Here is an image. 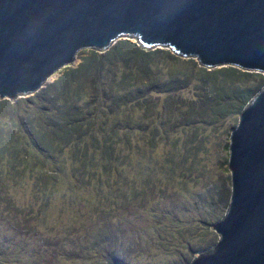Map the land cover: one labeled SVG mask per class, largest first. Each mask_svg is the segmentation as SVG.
<instances>
[{
	"label": "rangeland",
	"instance_id": "obj_1",
	"mask_svg": "<svg viewBox=\"0 0 264 264\" xmlns=\"http://www.w3.org/2000/svg\"><path fill=\"white\" fill-rule=\"evenodd\" d=\"M90 50L77 52L72 63L53 73L40 88L66 67L77 66ZM168 59L158 54L161 75L169 77L170 70L176 71L181 82L165 92L148 93L152 108H140L133 101L131 128L119 127L121 136L130 131V147L125 141L118 145L121 150L115 160L117 170L109 176L110 185L104 183L100 188L64 175L45 192L35 184L36 169L22 166L11 171L13 162L2 157L7 180L1 186L21 215H11L15 208L0 214V252L5 251L0 260L4 262L5 257L4 264H86L76 257V241L87 228L93 234L102 226L127 250L131 264H187L194 250H204L217 241L211 224L224 215L229 202V137L242 110H238L240 95H233L245 90L256 93L264 84V72L232 77L218 72L231 65L201 71L203 66L194 58L196 65L186 57ZM55 154L52 158L58 162L47 164L54 166L63 157L70 167L68 150ZM95 174L96 182L106 179L104 174ZM105 193L107 197L102 198ZM48 201L51 207L43 209V202ZM97 235L100 238L102 233ZM58 238L60 246L56 247Z\"/></svg>",
	"mask_w": 264,
	"mask_h": 264
},
{
	"label": "water",
	"instance_id": "obj_2",
	"mask_svg": "<svg viewBox=\"0 0 264 264\" xmlns=\"http://www.w3.org/2000/svg\"><path fill=\"white\" fill-rule=\"evenodd\" d=\"M120 38L203 67L264 72V0H0V99L36 92L82 49ZM229 142L231 192L218 234L187 264H264V84Z\"/></svg>",
	"mask_w": 264,
	"mask_h": 264
},
{
	"label": "trees",
	"instance_id": "obj_3",
	"mask_svg": "<svg viewBox=\"0 0 264 264\" xmlns=\"http://www.w3.org/2000/svg\"><path fill=\"white\" fill-rule=\"evenodd\" d=\"M158 54L172 60L179 58L169 49L144 50L135 41L120 38L103 52L91 49L77 66L66 67L56 79L32 95L14 101L0 99V214L7 208H15L11 215L21 216L17 206L12 205V197L1 186L3 180H7L5 170L1 168V159L5 155L13 162L9 167L11 171L16 172L22 166L23 169H36L35 184L45 188V192L52 190L50 185L64 175L81 178L87 181V185L91 183L100 188L104 187V183L110 185L109 176L117 170L115 160L121 150L118 145L125 141V146L130 147V131L123 132L122 136L119 132V127L130 129L134 122V108L130 106L136 105V102L140 108H152L148 105L151 100L148 93L165 92L181 82L178 79L180 73L176 71L170 70L169 77L161 75L157 67ZM188 60L195 64L194 59ZM200 70L206 69L201 67ZM218 72L240 78L252 74L233 65L221 67ZM185 76L188 77V74ZM254 94L249 90L235 93L234 98L240 95L238 110ZM63 150L69 152V168L65 166L63 157L54 166L47 164L48 161L58 162L52 157ZM20 151L24 152V159H20ZM37 155L45 161L36 158ZM95 173L104 174L106 179L99 177L101 181H94V178L97 179ZM101 196L107 197L106 193ZM49 202H43L42 208H50ZM105 222L107 224L108 221ZM105 227H100L95 235L87 228L83 238L78 237L76 257L86 264L132 262L127 250L119 247L117 239ZM100 233V238L95 237ZM55 245L60 246L59 238ZM56 255L58 259L60 254ZM2 260L5 262V257ZM4 262L0 260V264Z\"/></svg>",
	"mask_w": 264,
	"mask_h": 264
}]
</instances>
